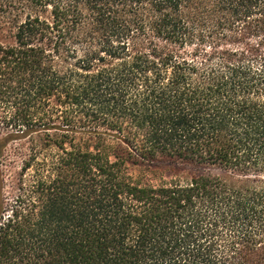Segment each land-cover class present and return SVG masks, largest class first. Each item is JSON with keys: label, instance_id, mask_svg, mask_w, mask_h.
Here are the masks:
<instances>
[{"label": "trees", "instance_id": "obj_1", "mask_svg": "<svg viewBox=\"0 0 264 264\" xmlns=\"http://www.w3.org/2000/svg\"><path fill=\"white\" fill-rule=\"evenodd\" d=\"M0 12V264H264V0Z\"/></svg>", "mask_w": 264, "mask_h": 264}, {"label": "rangeland", "instance_id": "obj_2", "mask_svg": "<svg viewBox=\"0 0 264 264\" xmlns=\"http://www.w3.org/2000/svg\"><path fill=\"white\" fill-rule=\"evenodd\" d=\"M7 25L8 24L6 23V19L4 17V14L2 12H0V39L3 40V41H8L10 39ZM0 135H2V134H0ZM11 145L12 144H10L5 149V152H4L3 155L0 154V163L3 164V165H6L8 160H9ZM8 178H9V176L7 174H5V190H7Z\"/></svg>", "mask_w": 264, "mask_h": 264}]
</instances>
